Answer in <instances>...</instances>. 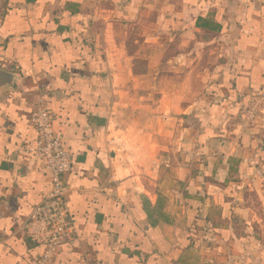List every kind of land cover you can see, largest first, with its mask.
Segmentation results:
<instances>
[{
  "label": "crops",
  "instance_id": "crops-1",
  "mask_svg": "<svg viewBox=\"0 0 264 264\" xmlns=\"http://www.w3.org/2000/svg\"><path fill=\"white\" fill-rule=\"evenodd\" d=\"M0 71V264L44 252L40 99L72 157L52 264H264V0H0Z\"/></svg>",
  "mask_w": 264,
  "mask_h": 264
},
{
  "label": "built area",
  "instance_id": "built-area-1",
  "mask_svg": "<svg viewBox=\"0 0 264 264\" xmlns=\"http://www.w3.org/2000/svg\"><path fill=\"white\" fill-rule=\"evenodd\" d=\"M258 103L247 107L246 121H253ZM30 124L37 135V143L30 152L38 155L50 173V190L32 210L23 230L28 238L44 247L36 264H52L59 246L75 234L66 200L65 177L71 172L72 157L64 149L63 137L53 128L52 117L43 99L37 101L30 113Z\"/></svg>",
  "mask_w": 264,
  "mask_h": 264
},
{
  "label": "water",
  "instance_id": "water-1",
  "mask_svg": "<svg viewBox=\"0 0 264 264\" xmlns=\"http://www.w3.org/2000/svg\"><path fill=\"white\" fill-rule=\"evenodd\" d=\"M14 80L13 76L4 71H0V88L5 86H11L12 81Z\"/></svg>",
  "mask_w": 264,
  "mask_h": 264
}]
</instances>
